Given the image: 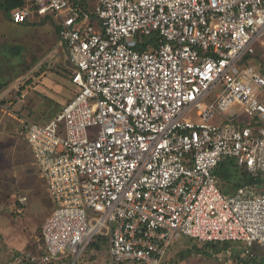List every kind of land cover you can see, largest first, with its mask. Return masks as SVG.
Instances as JSON below:
<instances>
[{
	"label": "built area",
	"instance_id": "1",
	"mask_svg": "<svg viewBox=\"0 0 264 264\" xmlns=\"http://www.w3.org/2000/svg\"><path fill=\"white\" fill-rule=\"evenodd\" d=\"M23 1L13 23L56 24L78 91L25 122L55 209L45 252L20 264H79L99 237L106 264H178L186 241L264 251V193H223L216 174L225 160L264 174V0Z\"/></svg>",
	"mask_w": 264,
	"mask_h": 264
},
{
	"label": "rangeland",
	"instance_id": "2",
	"mask_svg": "<svg viewBox=\"0 0 264 264\" xmlns=\"http://www.w3.org/2000/svg\"><path fill=\"white\" fill-rule=\"evenodd\" d=\"M99 2L100 0H91L92 5L89 11H95ZM21 27L22 28H18L12 24L6 12L0 7V94L17 82L19 83L17 86L19 92L17 93L20 94L21 91L25 89V86L33 81L34 78H38L40 74L45 72L52 73L53 76L58 79L60 84L64 83L62 86V92L65 91L69 95L70 93L75 94L74 91L76 90H71L73 89L71 84L72 71L68 61V53L66 47L59 39L55 23L50 20H45V23L34 24V28H29L28 26H24V28L23 26ZM42 63L50 68H38ZM253 63L257 68H261L259 62L256 60H254ZM20 82L26 83L24 86H21ZM218 92H220V90H217L215 94ZM262 98H264V96ZM16 139L14 140L12 155L7 169L10 179V191L14 192L12 199L22 196L26 198L28 201L26 205L27 209L25 210V215L23 217L17 218L13 215L15 207H12L10 204V207H6V211H4L1 225H6L7 227V224L11 223L14 226L21 227L23 226L22 222L24 221L29 228H32L34 225H40V220L48 211H50L51 215L55 209V205L51 202L52 199H50L46 193V182L34 164L29 145L24 143L25 139L20 136L19 132ZM232 165H236L234 160ZM234 166H231L230 170L232 183H227L219 177L220 189L228 194L234 193L236 188L233 183L239 179ZM50 215H48V217ZM12 225L10 226V233L7 235L13 236L17 239V230L12 229ZM0 239L2 240V238ZM0 244V251H3L4 254L5 250L2 248L4 243L0 242ZM185 244L190 247L188 241H186ZM42 245H44L43 240ZM231 246L236 248L234 249L236 254L245 251V246L242 243H231ZM255 249L257 255L264 257V251L256 246ZM93 250L96 249L91 248L79 264H91L90 261L91 258H93ZM105 250L106 249L104 248L101 249L99 254L102 257L103 262L106 260V264L108 261V255ZM192 257L195 259H192ZM178 264L238 263L235 258L227 257L224 253L219 254L218 256H206L201 252L194 254V256H191L190 253H185L184 261L182 259Z\"/></svg>",
	"mask_w": 264,
	"mask_h": 264
},
{
	"label": "crops",
	"instance_id": "3",
	"mask_svg": "<svg viewBox=\"0 0 264 264\" xmlns=\"http://www.w3.org/2000/svg\"><path fill=\"white\" fill-rule=\"evenodd\" d=\"M9 20L18 28H22L21 26L23 28L24 26L34 28L33 26L36 23H45V20L40 18L30 19L26 24H15L11 17H9ZM70 66L73 74L75 68L71 63ZM43 67L50 68L43 63L38 68L42 69ZM25 83L20 82V85L24 86ZM18 84V82L15 83L0 94V238H2L0 242L4 243L2 248L5 250L4 254L3 251H0V264H20L23 252H31L33 254L44 253L45 247L42 245L41 229L45 222L44 220L50 215V211H48L40 220V225H34L32 228H29L24 221L21 227L14 226L11 223L7 224V227L6 225H1L4 211H6V207L10 204L12 207H15L13 215L17 218L23 217L27 209L26 205L28 201L26 198L22 196L12 199L14 192L10 191V179L7 169L12 155L14 140L18 136V132L25 139L23 135L26 126L25 122L44 125L56 118L78 91L71 83L73 86L71 90L75 89V94L70 93L69 95L65 91L62 92L64 83L60 84L58 79L48 72L40 74L38 78H34L33 81L25 86V89L20 94L17 93L19 92ZM24 143L28 144L26 139ZM45 186L46 193L49 196L47 185L45 184ZM22 199L26 201L22 203ZM19 208L23 210L20 215L17 214ZM11 225L12 229L17 230V239L7 235L10 233Z\"/></svg>",
	"mask_w": 264,
	"mask_h": 264
},
{
	"label": "trees",
	"instance_id": "4",
	"mask_svg": "<svg viewBox=\"0 0 264 264\" xmlns=\"http://www.w3.org/2000/svg\"><path fill=\"white\" fill-rule=\"evenodd\" d=\"M71 5L77 6L82 10L89 11L91 8V0H68ZM26 3L23 0H0V7L6 12L8 18L11 17V14L16 9L21 8ZM143 50V49H142ZM251 58V57H250ZM253 58V61L256 60L259 62L262 70L264 73V58L261 57V54L258 53ZM233 161L225 160L223 161L217 168L216 174L222 178L227 183H232V175L230 174L231 166ZM236 169V173L239 176V179L233 183L236 190L240 187L246 185H256L261 193H264V174H257L253 175L250 174L246 168L239 167L237 165L234 166ZM223 192V191H222ZM225 193V192H223ZM190 243V241H188ZM107 244V239L105 237H99L96 239L91 248H96L97 250H101L103 245ZM189 245L186 244L181 248L180 251L176 252V254L172 257L176 263H180L183 259L184 261V254L190 253V255L198 254L203 252L206 256H218L219 254L224 253V255L235 258L238 264H264V257L261 255H257L256 253L245 254L244 252L235 253L233 246H231V242H218V243H205L201 246H197L194 251L189 250ZM261 250V249H260Z\"/></svg>",
	"mask_w": 264,
	"mask_h": 264
}]
</instances>
